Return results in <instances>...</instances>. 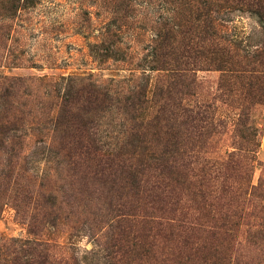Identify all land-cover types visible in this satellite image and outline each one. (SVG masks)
<instances>
[{"label":"rangeland","instance_id":"374dc122","mask_svg":"<svg viewBox=\"0 0 264 264\" xmlns=\"http://www.w3.org/2000/svg\"><path fill=\"white\" fill-rule=\"evenodd\" d=\"M189 3L0 0V264H264V218L251 205L235 207L222 230L217 213L228 201L193 180L174 193L177 212H169L171 203L159 213L135 190L112 192L87 177L69 157L73 140L51 121L65 101L83 104L88 133L114 154L153 116L155 88L185 69L191 88L175 97L210 106L204 117L211 127L194 137L192 160L210 166L233 153L228 181L247 169V180L264 186V106L252 104L253 81L243 72L264 67L262 24L236 6L222 8L219 31L195 40L205 48L184 66L178 56L187 49L172 44L168 28L177 11L174 23L184 20ZM141 86L149 103L125 105ZM93 89L110 91L97 98L96 112L84 101ZM184 214L196 233L179 241L160 234Z\"/></svg>","mask_w":264,"mask_h":264},{"label":"trees","instance_id":"16d2710c","mask_svg":"<svg viewBox=\"0 0 264 264\" xmlns=\"http://www.w3.org/2000/svg\"><path fill=\"white\" fill-rule=\"evenodd\" d=\"M184 3V5H188L187 2ZM189 5V13L184 20L174 23L176 15L180 13L177 11V14L172 17V26L168 28V31L173 33L172 44L177 43V48L187 49L178 56V61L184 66L189 65L185 62H188L193 56L194 49L197 54L202 55L197 49L205 48V45H199V41L195 40L204 39L209 35L214 36L219 31V24L216 21L222 8L236 6L244 12L250 13L257 17L264 29V0H190ZM178 9H181L180 5L177 7ZM165 36L166 34H157L159 38ZM182 42L185 44L182 45ZM183 70L185 69H175L172 74L173 84L160 85L155 88L151 98L155 108L153 116L146 125L141 124L131 129L125 141L121 145H117L114 154L103 151L96 138L88 133L89 122L84 120V116L88 112L85 111L84 105L77 103L68 107L69 102L65 101L57 115L51 119V121L54 120L55 125L64 129L62 133L65 138L69 137L73 140L72 145H69L68 142L69 150L65 146L63 151H70L69 157L74 158L76 163H79L84 169L87 177H90L99 186L110 184L109 190L118 192L121 186L122 189L135 190L134 195L143 196L146 203L150 201V208L155 209L156 207L159 213L168 210L169 208H166L171 203L174 210L169 209V212H177L176 204L172 200L174 193L183 183L195 180L200 186L207 184L219 202L228 201L224 206H221L217 213L222 230L236 217L235 207L238 211L245 212L247 206L251 205L260 215L258 218L262 220L264 218V186H254L251 180H247V169L243 171L244 177L239 178L238 169L236 175L239 180L228 181L233 153H228L226 159L220 158V161H215V165L210 166L208 165L209 161H206V165H201L194 159L192 160L194 137H203L207 128L211 127L204 117L210 106L190 105L184 103V99L175 97L182 90L191 88L193 77L189 78L190 75L182 73ZM243 72L248 73V77L253 81L250 87L251 93H253L252 104L264 106V67L261 71L243 70ZM147 89V86H141L135 92L130 91L131 94L128 95L125 105L130 104L132 109H141L143 105L149 103ZM109 92L101 93L99 89L97 91L93 89L92 96L85 98L84 101L89 105L93 104L92 110L96 112L97 98L99 99L101 96L106 99ZM173 93L174 96H172ZM78 94H81V91ZM241 116L242 114L239 115V117ZM253 131L256 138L258 130L252 127ZM149 135L156 137V141L148 140L150 139ZM151 142H156V145L153 146L154 143ZM150 143L153 147H149ZM220 178L223 179L221 182L218 181ZM223 209L226 211L223 212ZM190 218L188 214H184V218L179 219L180 223L171 219L173 222L170 221L167 226L160 229V234L163 233L164 237L172 240L176 238L179 241L190 233H196L198 230L192 223L194 220L190 221ZM188 221L190 222L187 223ZM213 228L217 227L214 225ZM131 250L133 251V249H127V251ZM53 262L51 258L47 264H53ZM32 264H38V262L34 261Z\"/></svg>","mask_w":264,"mask_h":264}]
</instances>
